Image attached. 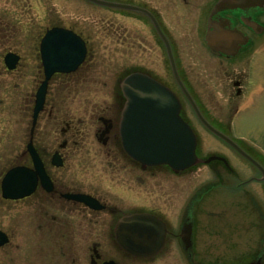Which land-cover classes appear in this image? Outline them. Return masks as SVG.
Listing matches in <instances>:
<instances>
[{"label": "flooded vegetation", "instance_id": "flooded-vegetation-1", "mask_svg": "<svg viewBox=\"0 0 264 264\" xmlns=\"http://www.w3.org/2000/svg\"><path fill=\"white\" fill-rule=\"evenodd\" d=\"M132 1L116 3L143 10L113 7L115 11L124 9L119 14H125L127 18V23L118 22L111 28L113 57L114 61L141 58L144 64L124 77L139 72L170 88L178 97L181 116L193 129L198 143L219 139L255 171L254 175L235 182L240 207L244 210L247 204L261 205L264 202V147L257 149V157H254L237 141L264 143V125L249 128L250 124L259 121L251 115L264 105V0ZM124 11L142 15V20H136V16ZM0 24V29L8 30L5 19ZM54 27L73 30L85 41L87 53L78 68L52 76L69 78L75 83L83 65L88 60L98 59L95 44L84 35L86 30L77 32L62 25L47 30ZM9 52L20 56L13 70L7 68L4 56L5 69L14 71L22 57L15 51ZM162 57L166 60L163 67L160 66ZM122 79L117 81L116 87L120 96H123ZM80 85L81 90L86 85L84 80ZM74 88L71 86L68 93L78 92L72 90ZM48 90L42 112L48 104ZM55 105L50 106V115ZM100 112L95 137L104 148L98 152L106 161L102 165L87 166L88 161L81 150L82 128L78 126L83 121L78 117L76 123L72 115L66 113L63 115L66 127L61 134L68 136L52 152L43 150L35 139L37 124L30 134L29 140L32 139L43 166L35 168L31 153L22 149L16 155L17 162L2 172L1 196L3 177L11 168L24 166L37 171L32 194L16 200L0 198V218L4 213L2 203L28 201L38 242L47 256L51 254L52 262L48 261V264H247L255 260L264 264L262 245L255 247L250 256H243L241 252V256H232L228 224L224 216L211 213L216 184L222 179L229 181L232 177H240L237 174L241 171L246 176L247 168L244 170L232 164L220 151L211 155L225 158L228 164L218 159L207 164L206 158L198 153L199 163L203 162L214 171L216 180L193 185L184 183L180 179L194 166L184 171H174L168 166H142L122 147L119 135L121 110L118 112L116 107L105 106ZM240 122L243 124L241 129L238 128ZM234 127L238 129L236 132ZM115 141L118 148H110ZM55 155L60 164L53 162ZM74 157L80 160L74 162ZM41 170L43 174H40ZM228 181L224 188L230 184ZM254 184H259L260 188ZM259 193L261 197H258ZM120 204L125 207L120 208ZM134 213L151 214L164 224L159 245L150 246L146 256L125 250L116 240L119 220ZM260 215L263 217L262 213ZM0 231L9 239L8 243L0 245L2 253L12 238L1 219Z\"/></svg>", "mask_w": 264, "mask_h": 264}, {"label": "rangeland", "instance_id": "rangeland-1", "mask_svg": "<svg viewBox=\"0 0 264 264\" xmlns=\"http://www.w3.org/2000/svg\"><path fill=\"white\" fill-rule=\"evenodd\" d=\"M108 1L133 2L132 0ZM123 10L115 11L112 7L97 5L87 0H0V23L4 22V19L8 23L7 31L0 29V179L2 172L17 162L16 155L22 149L26 150L29 142L36 92L44 79L40 41L44 32L54 25L70 27L77 32L86 30L84 35H88L91 43L95 44L98 59L88 60L83 65L76 75L78 81L75 83L59 75L51 79L47 95L48 104L46 110L39 116L35 139L37 138L41 148L47 153L58 148L61 141L68 136H63L61 130L66 127L63 115L69 113L75 120L79 117L83 121V124L78 126L82 128L81 150L85 153L87 166L96 167L103 164L105 159L100 157L98 152L104 148L95 137L100 108L109 106L116 107L118 112L122 110L125 98L120 96L116 89L117 81L137 66L144 64L141 58L133 61H123V59L114 61V39L111 36V28L118 22L127 23L125 14H119ZM124 12L136 16V20H142V15ZM8 51H15L22 57L19 67L14 71L5 69L4 56ZM165 64L166 60L162 57L160 66L163 67ZM83 80L86 85L80 90ZM66 85H70L67 90L75 86L72 90L78 92L68 93L65 89ZM53 103L56 105L50 115V106ZM251 116L259 121L250 124L249 128L263 126L264 105H260ZM75 122L77 123L78 120ZM242 125L240 122L238 128L241 129ZM234 129L235 132L238 130L236 127ZM237 142L254 157H257L256 150L259 151L264 147V143L259 141ZM198 147V153L202 157L207 158L220 151L229 157L232 164L244 170L247 168L249 171L246 176H243L241 171L237 174L240 177H232L227 188H224L226 187L224 184L228 180L222 179L217 183L214 205L210 207L212 214L224 216L228 224V241L232 256H241L240 252L243 256H250L255 247L264 246V202L257 206L247 204V209L244 207L246 209L244 211L245 209L240 207V196L235 194V190H238L235 182L254 175L255 171L251 169L247 161L219 139L212 138L207 142H199ZM110 148H118L116 141L111 143ZM121 154L123 156L124 153L121 151ZM72 159L74 162L80 160L79 157ZM107 160L112 161L111 158ZM211 180H216L214 171L203 163L187 170L184 177L180 179L191 185ZM253 186L260 188L259 184ZM258 197H261L260 193ZM0 198H2L1 195ZM119 207L125 206L120 204ZM2 209L4 213L0 219L9 230L12 239L5 251L0 252V263L48 264V261L52 262L51 254L47 256L42 251V246L38 242V233L35 235L33 216L31 212H28L31 209L29 202L2 203Z\"/></svg>", "mask_w": 264, "mask_h": 264}, {"label": "water", "instance_id": "water-1", "mask_svg": "<svg viewBox=\"0 0 264 264\" xmlns=\"http://www.w3.org/2000/svg\"><path fill=\"white\" fill-rule=\"evenodd\" d=\"M89 1L104 6L143 10L129 4L106 0ZM40 52L45 78L36 92L31 134L44 108L50 79L57 72L75 71L85 59L87 49L85 41L78 34L69 29L54 27L42 38ZM19 59V55L10 52L5 56V63L12 70L16 68ZM120 87L125 104L121 112L119 135L125 152L144 167L168 165L175 171H181L197 164L196 136L180 115L181 104L177 96L165 85L139 72L126 76ZM189 98L205 122L194 101L190 96ZM231 143L241 153L247 155L238 145ZM27 149L31 153L35 168L43 166L32 139ZM57 157L54 156L53 162L60 164L56 161ZM214 159H222L227 163L224 158L218 156H210L206 162ZM36 173L37 171L24 166L11 168L2 180L3 197L19 199L32 194L36 186ZM43 173L41 170L40 174ZM162 231L164 224L155 216L134 213L119 220L116 240L125 250L135 255L146 256L150 246L159 245L158 239L162 236ZM7 242V235L0 231V245ZM247 264H261V261Z\"/></svg>", "mask_w": 264, "mask_h": 264}]
</instances>
